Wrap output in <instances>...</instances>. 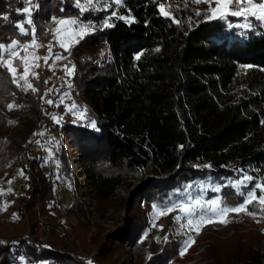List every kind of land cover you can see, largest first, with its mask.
I'll return each instance as SVG.
<instances>
[{"label":"trees","instance_id":"1","mask_svg":"<svg viewBox=\"0 0 264 264\" xmlns=\"http://www.w3.org/2000/svg\"><path fill=\"white\" fill-rule=\"evenodd\" d=\"M35 1L48 16L81 11L76 0ZM168 1L111 0L112 26L99 28L76 47L94 49L104 43L111 55L105 65L89 53L79 58L73 77L89 101L96 127L70 118L62 125L81 149L86 179L98 199L115 196L130 170L153 172L156 183L168 188L164 196L194 181L198 173L222 182L246 175L253 178L251 183L264 184V25L240 33L222 19L193 22L191 8L183 6L165 16L159 5ZM52 5L56 7L50 12L47 7ZM26 6L24 0H0V44L28 37L16 27L27 19L22 12ZM42 97L17 86L0 64V124L11 127L17 117V128H24L17 138L10 132L7 142L17 146V166L28 185L25 193L17 194L20 205L13 208L19 222L27 225L35 197L47 195L54 186L41 161L26 153L28 140L54 122L43 113ZM10 103L16 107L9 109ZM39 242L29 236L0 237V264H100L71 249ZM256 249L250 255L233 246L224 263L213 256L209 261L264 264V247Z\"/></svg>","mask_w":264,"mask_h":264},{"label":"rangeland","instance_id":"2","mask_svg":"<svg viewBox=\"0 0 264 264\" xmlns=\"http://www.w3.org/2000/svg\"><path fill=\"white\" fill-rule=\"evenodd\" d=\"M81 3L86 11L67 9V13L60 16H48L33 0L37 5L31 16L35 31L32 32L30 26L27 28L30 32L28 37L18 40L20 45L16 50L20 56L26 57L28 82L36 91L27 88L23 80L19 87L41 93L45 103L43 113L51 115L54 121L50 128L28 140L26 153L29 158L41 161V167L52 178L54 186L47 195L35 197L30 225L25 221L19 222L13 208L20 205L17 194L25 193L28 185L22 169L17 166V146L14 141L7 140L11 133L15 138L24 134V128H17V117L11 127L0 124V237L29 236L43 244L71 249L79 257L96 259L100 264H213L209 261L211 256L224 263L233 246L250 255L256 253L257 246L264 247V215L257 211L264 206L248 205V211L253 215L244 212L212 215L207 211V205L205 209L195 205L197 199L201 202L219 199L226 201L229 207L242 203L245 197L239 194L235 182L243 181L246 175L222 182L198 173L199 177L194 181L164 196L168 188L156 183L157 177L153 172L130 170L125 172L124 182L115 196L101 200L94 195L86 179L87 164L81 149L62 125L68 118L75 124L93 120L89 101L80 95L73 82L77 60L89 53L103 64V61L107 63L111 59V55L104 43L94 49L76 47L105 22L110 24L115 11L110 10L111 0H93L94 8L88 6L86 0H81ZM162 5L163 11L171 13V16L177 14L182 6L191 8L189 18L193 22L206 18L205 14L216 7L215 0L210 5L204 2L196 4L192 0H169ZM55 7L47 8L51 12ZM197 11L201 15L197 16ZM36 13L38 15L34 19ZM60 19H76L78 23L60 25L57 23ZM222 20L229 24L230 29L237 28L240 33L264 25V21L252 17L246 21L243 17L229 15ZM245 23H250L251 27H241ZM81 26H85L86 32L82 36ZM33 39L36 46L31 44ZM25 44L29 45L27 51L23 48ZM3 55L8 59L7 52L3 51ZM11 64L17 70V77L23 74L24 64L19 59H12ZM49 100L52 103H48ZM17 104L22 106L21 101ZM245 185L240 191L246 194L255 184L245 181ZM159 191L163 193L160 196L157 195ZM259 194L257 191V196ZM177 204L193 208V214L182 213L179 208L164 211ZM201 212L205 214V221L215 222L197 224ZM178 216L183 218L178 220ZM189 219L193 220L191 230L187 224ZM221 220L230 222L221 223Z\"/></svg>","mask_w":264,"mask_h":264},{"label":"snow or ice","instance_id":"3","mask_svg":"<svg viewBox=\"0 0 264 264\" xmlns=\"http://www.w3.org/2000/svg\"><path fill=\"white\" fill-rule=\"evenodd\" d=\"M25 4L28 5L22 9V12L28 17L26 20L17 23L16 27L18 31L24 35H29V29L25 28V24L32 26L31 31H35V26L33 24V20L31 19L32 16V11L37 5L33 4V0H24ZM193 3L199 4L201 2H204L206 4H211L212 0H192ZM86 3L88 6L94 8L93 0H86ZM113 3L119 4L120 0H113ZM216 7L210 9V13H206V18L208 20L212 19H226L227 16L232 15V16H238V17H243L246 21L248 20L249 17L255 18L260 21H264V0H215ZM76 5L78 8H80L81 12L86 11L87 8L85 7L84 4L81 3V0H76ZM161 8L162 14L165 16H171V13L169 12H164L163 11V5H159ZM21 11V10H18ZM113 16H115V12L112 13ZM196 15L199 16L201 13L199 11L196 12ZM121 19H124V17H119ZM175 20V17H172ZM4 19H7V17H4ZM53 20H56L55 17L52 18ZM129 23L132 22V19L128 20ZM179 23V21H176ZM58 24H73L76 25L78 21L76 19H60L57 21ZM106 27H111L112 25L108 24L105 22ZM241 27L244 28H250L251 24L250 23H245L241 25ZM86 34L85 32V26H81L80 29V35ZM31 44L36 46V41L33 39L31 41ZM20 45V41L18 40H12L10 44L4 45L0 44V51L7 52L8 54V59H5L3 56H0V64L6 66L9 71L13 74V81L16 83L18 86L20 85V81H24L25 84L27 85V88H32L33 91H36L35 88H33L32 84L28 82V66L26 63V57L20 56L18 53L17 46ZM29 45L25 44L23 45V48L25 51H27ZM38 47H43V45H38ZM49 51H51V46H49ZM158 51V49H157ZM60 58V57H57ZM12 59H19L21 63L24 64V72L23 74L19 75L17 77V70L16 68L12 67L11 61ZM38 59V58H37ZM137 59H139V56H137ZM36 67H39V65H36ZM242 67H250V66H242ZM32 75H36L35 73H32ZM48 103H52V101H47ZM13 107H16L14 104H8V108L12 109ZM75 107V105H73ZM86 111V109H85ZM10 123H14L13 121H10ZM90 124L93 128L96 127V122L95 120H91ZM181 148L183 145L180 146ZM253 178L249 176H245L243 181H236L235 182V187L238 190L239 194L241 196H244V200L242 203L231 206L229 207L226 201L222 200H212L209 202H201V200L197 199L195 201V205L200 208V209H205L207 205V211L210 212L212 215H227L229 212H234V213H240L244 212L248 215H253L254 213L248 211V205H262L264 206V184L262 183H257L254 185L252 190H249L246 194L243 191H240L243 187H245V181H251ZM219 191V189H217ZM257 191H259V196H257ZM154 208H156V205H153ZM177 208L180 209L182 213H185L187 215H192L194 212V209L191 207H187L184 204H177L173 205L172 207L164 209L165 212L167 211H175ZM262 215H264V207H259L257 209ZM183 217L178 216L177 219H182ZM204 222L212 223L215 221L212 220H207L205 221V214L204 212H201L199 215L196 223L197 224H202ZM221 223H228L230 221L228 220H221ZM259 222V221H257ZM187 224L189 226V229H192L193 226V220L189 219L187 221ZM183 254V253H181ZM88 264H92L91 261H88Z\"/></svg>","mask_w":264,"mask_h":264}]
</instances>
